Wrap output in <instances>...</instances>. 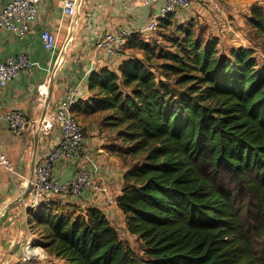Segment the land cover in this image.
I'll use <instances>...</instances> for the list:
<instances>
[{
  "label": "trees",
  "instance_id": "16d2710c",
  "mask_svg": "<svg viewBox=\"0 0 264 264\" xmlns=\"http://www.w3.org/2000/svg\"><path fill=\"white\" fill-rule=\"evenodd\" d=\"M173 18L156 27L179 34L169 49L150 43L156 30L132 33L126 51L141 58L92 72L91 101L72 108L84 134L77 114H103L120 141L115 203L144 258L99 209L50 200L34 227L62 264H264V66L253 48L221 55L217 38L203 42ZM248 24L264 40L262 7Z\"/></svg>",
  "mask_w": 264,
  "mask_h": 264
},
{
  "label": "crops",
  "instance_id": "0c3cea01",
  "mask_svg": "<svg viewBox=\"0 0 264 264\" xmlns=\"http://www.w3.org/2000/svg\"><path fill=\"white\" fill-rule=\"evenodd\" d=\"M6 1L8 0H0V6ZM193 4H197V0H193ZM162 5L161 0L157 2L84 0L75 26L74 37L58 65V53L53 54L44 50L40 33L47 28L57 33L59 45L63 46L66 43L73 21L63 15V0H40V20L23 39L10 32L2 33L0 61L26 53L32 61L38 63V66L21 71L5 87H0V114L17 109L26 113L31 123L20 137H16L7 124L0 121V149L8 156L12 164L10 171L0 166V264H16L22 254V246L27 240L38 245L42 242L37 233L38 229L34 227L38 209L25 212V208L31 202V194L22 204L2 215L6 207L27 189V182L33 179L37 165L45 159L59 140V131L55 127L46 133H37L35 123L40 121L45 109V104L40 100L38 93L40 85L47 86L48 98L51 83L49 77L58 67L47 111H53L68 90L76 87L78 101L82 104L89 103L92 94L87 90L88 75L102 68L116 71L121 62L128 57L126 54L120 59L110 58L104 50L96 48L97 41L107 32L117 28L140 34ZM77 115L79 122L83 127L85 126L87 144L80 164L83 167L85 164L91 171L109 178L110 197L114 199V203H108L106 197L102 195L90 197L88 191H84L79 205L81 208L99 209L119 233L134 237L128 234L125 217L115 203V199L121 192L123 174L127 170V164L118 155L116 148L112 147L118 140L113 132L104 128L101 120L93 119L96 114L88 115L79 112ZM54 172L61 181H66L75 176L77 164L67 160L58 161ZM50 200L65 201L53 196L45 199L44 202ZM41 264H62V262L46 255Z\"/></svg>",
  "mask_w": 264,
  "mask_h": 264
},
{
  "label": "built area",
  "instance_id": "2783aa9c",
  "mask_svg": "<svg viewBox=\"0 0 264 264\" xmlns=\"http://www.w3.org/2000/svg\"><path fill=\"white\" fill-rule=\"evenodd\" d=\"M82 1L63 0V15L73 21ZM148 1L157 2L158 0ZM161 1L163 5L140 31V34L148 36L156 30L158 22L167 15L178 16L189 10L193 0ZM39 4L40 0H8L0 6V37L3 32H10L23 39L40 20ZM131 34L132 32L128 29L117 28L107 32L95 46L104 50L110 58L120 59L126 55L127 40ZM40 38L45 51L53 54L60 53L63 46L58 43L57 33L44 28L40 33ZM35 66H38V63L32 61L26 53H20L5 61H0V87H5L21 71ZM40 87L38 93L41 96ZM77 103L78 88H71L53 111H47L42 122L35 123L43 133L54 127L57 128L59 140L45 159L37 165L34 177L29 181L32 186L30 193L32 199L25 211L38 209L45 199L53 196L79 204L83 199L84 191H88L90 197L102 195L106 197L108 203H114L108 188L109 178L101 173L91 171L85 164L84 167L80 164L85 153L86 137L82 126L76 122L72 115V108ZM46 118L51 122L49 128L45 125ZM0 121L5 122L16 137H20L31 125L27 114L17 109L0 114ZM61 160L77 164L75 176L66 181H61L54 172L55 165ZM0 166L6 171L12 170L10 159L1 149ZM46 255L41 245L27 240L22 246V254L16 264H41Z\"/></svg>",
  "mask_w": 264,
  "mask_h": 264
},
{
  "label": "rangeland",
  "instance_id": "374dc122",
  "mask_svg": "<svg viewBox=\"0 0 264 264\" xmlns=\"http://www.w3.org/2000/svg\"><path fill=\"white\" fill-rule=\"evenodd\" d=\"M82 3L79 5L80 10ZM255 5L262 7L264 10V0H197V4H193L189 10L175 16L176 18H173L172 22L175 26L192 27L195 36L203 42L217 38V49L224 56L228 55L231 49L251 47L255 50V57L259 65L264 66L263 37L248 24L250 10ZM178 35L174 26L167 29L157 28L155 33L149 36V39L150 43L157 49H169L168 39ZM144 38L146 37L144 36ZM68 43L69 40L67 47L69 46ZM126 54L141 58L142 52L128 48ZM57 58L58 65V63H61L62 58L59 57V54ZM57 68L52 71L49 77L53 81L55 80ZM102 116L103 114H96L92 117L96 121L102 120ZM119 143L120 141L114 145H119ZM120 234L135 254L144 258L141 243L134 237ZM259 245L262 247L261 243Z\"/></svg>",
  "mask_w": 264,
  "mask_h": 264
},
{
  "label": "water",
  "instance_id": "95a60500",
  "mask_svg": "<svg viewBox=\"0 0 264 264\" xmlns=\"http://www.w3.org/2000/svg\"><path fill=\"white\" fill-rule=\"evenodd\" d=\"M79 17H80V9L77 10V14L73 18L72 29H71L68 37H67L66 43L63 45V47H62V49H61V51L59 53V57L60 58H63L64 57V53H65V51L67 49V42H68V40H69V43H70L71 40H72V38L74 37L75 26H76V24H77V22L79 20ZM56 66L57 65H55V67ZM52 85H53V80L51 79L50 88H49V97L45 101V109H44L43 114L41 116L40 122H42L44 120V118L46 116V113H47V109H48V105H49V100H50V95H51V91H52ZM40 132H41L40 131V128L38 127L37 128V133H40ZM31 191H32V186L29 184L28 187H27V189H25V191L23 192V194L19 198H17L16 200H14L12 203H10L6 207V209L4 210V212H3L2 215H4L5 213H7V211H9L10 209H12V208H14V207L22 204L28 198V196L30 195Z\"/></svg>",
  "mask_w": 264,
  "mask_h": 264
},
{
  "label": "bare ground",
  "instance_id": "6f19581e",
  "mask_svg": "<svg viewBox=\"0 0 264 264\" xmlns=\"http://www.w3.org/2000/svg\"><path fill=\"white\" fill-rule=\"evenodd\" d=\"M81 5V4H80ZM40 93H41V96H40V100L45 103L46 101V98H47V86L42 84L41 87H40ZM45 125H47V127L49 128L50 125H51V122L48 120V118H46L45 120ZM28 185H29V182H27ZM28 187V186H27Z\"/></svg>",
  "mask_w": 264,
  "mask_h": 264
}]
</instances>
